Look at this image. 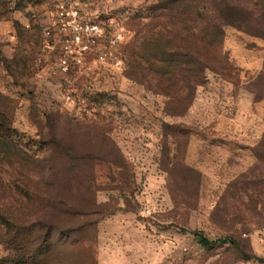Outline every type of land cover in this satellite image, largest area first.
<instances>
[{"label":"rangeland","instance_id":"rangeland-1","mask_svg":"<svg viewBox=\"0 0 264 264\" xmlns=\"http://www.w3.org/2000/svg\"><path fill=\"white\" fill-rule=\"evenodd\" d=\"M116 251L264 264V0H0V264Z\"/></svg>","mask_w":264,"mask_h":264},{"label":"built area","instance_id":"built-area-1","mask_svg":"<svg viewBox=\"0 0 264 264\" xmlns=\"http://www.w3.org/2000/svg\"><path fill=\"white\" fill-rule=\"evenodd\" d=\"M56 16V22L54 25L59 24L62 30L70 32L73 40L76 42H83L85 35H92L98 30L97 25L86 24L85 26H82L80 11L77 6L72 3H58L56 6ZM85 47L87 48L88 44H84V48ZM63 64L66 65L67 60H63Z\"/></svg>","mask_w":264,"mask_h":264},{"label":"crops","instance_id":"crops-1","mask_svg":"<svg viewBox=\"0 0 264 264\" xmlns=\"http://www.w3.org/2000/svg\"><path fill=\"white\" fill-rule=\"evenodd\" d=\"M124 246V241L122 242ZM107 253V254H106ZM106 264H131L127 256H123L122 251H116L111 254V252H106Z\"/></svg>","mask_w":264,"mask_h":264},{"label":"trees","instance_id":"trees-1","mask_svg":"<svg viewBox=\"0 0 264 264\" xmlns=\"http://www.w3.org/2000/svg\"><path fill=\"white\" fill-rule=\"evenodd\" d=\"M195 234L199 238L200 243L205 247H212L213 245H216L217 243H227L226 240H210L209 238H207L200 232H195Z\"/></svg>","mask_w":264,"mask_h":264}]
</instances>
